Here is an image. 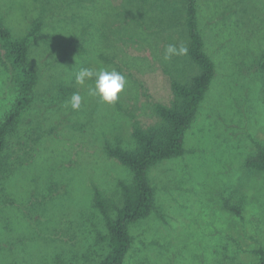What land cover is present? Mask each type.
I'll return each mask as SVG.
<instances>
[{
	"label": "rangeland",
	"instance_id": "obj_1",
	"mask_svg": "<svg viewBox=\"0 0 264 264\" xmlns=\"http://www.w3.org/2000/svg\"><path fill=\"white\" fill-rule=\"evenodd\" d=\"M203 50L214 77L185 132L182 156L148 172L149 216L129 228L123 264H259L264 256V171L246 165L264 147V0H195ZM181 0H0L15 39L34 21L28 62L33 100L0 156V264H97L102 220L95 189L111 194L130 172L106 146L132 149L134 122L154 124V104L173 99L170 79L190 70L175 21ZM1 52V49H0ZM120 72L114 105L75 82L81 68ZM82 96L79 111L67 103ZM16 97L0 61V120Z\"/></svg>",
	"mask_w": 264,
	"mask_h": 264
},
{
	"label": "trees",
	"instance_id": "obj_2",
	"mask_svg": "<svg viewBox=\"0 0 264 264\" xmlns=\"http://www.w3.org/2000/svg\"><path fill=\"white\" fill-rule=\"evenodd\" d=\"M182 6L175 25L184 35L188 54L185 56L191 65L180 78L170 79L173 99L167 105L154 104L157 121L147 127L134 122L132 138L134 147L123 149L120 146H106V154L117 160L131 174L129 182L119 180L115 192L95 189L93 208L98 212L105 233L98 232V240L107 246V254L97 264H123L129 250L131 237L129 228L151 213L153 189L148 172L151 167L184 153L185 132L193 122L207 88L214 77V66L203 50V40L197 26L195 0H181ZM40 22L34 21L29 32L15 39L0 20V61L9 65L13 74L16 97L11 109L0 120V156L6 149L7 139L25 110L33 100V89L37 82L36 73L28 62L29 40L34 38ZM264 71V60L259 62ZM264 103V98H263ZM246 165L264 171V147L258 146ZM0 169V180L4 178ZM259 264H264L261 255Z\"/></svg>",
	"mask_w": 264,
	"mask_h": 264
},
{
	"label": "clouds",
	"instance_id": "obj_3",
	"mask_svg": "<svg viewBox=\"0 0 264 264\" xmlns=\"http://www.w3.org/2000/svg\"><path fill=\"white\" fill-rule=\"evenodd\" d=\"M188 54V48L181 44L179 46L169 44L164 53V60H170L173 57H182ZM75 82L80 87H87V94L90 97L98 98L101 103L114 105L119 95L126 87V78L123 74L104 68H81L75 77ZM82 96L79 92H74L67 102L72 111H79L82 104Z\"/></svg>",
	"mask_w": 264,
	"mask_h": 264
}]
</instances>
